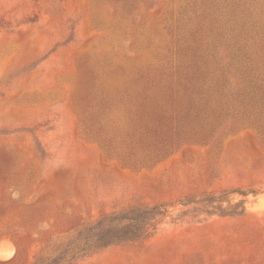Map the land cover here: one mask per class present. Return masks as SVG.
<instances>
[{
	"label": "rangeland",
	"instance_id": "374dc122",
	"mask_svg": "<svg viewBox=\"0 0 264 264\" xmlns=\"http://www.w3.org/2000/svg\"><path fill=\"white\" fill-rule=\"evenodd\" d=\"M154 203L81 264H264V0H0V264Z\"/></svg>",
	"mask_w": 264,
	"mask_h": 264
},
{
	"label": "trees",
	"instance_id": "16d2710c",
	"mask_svg": "<svg viewBox=\"0 0 264 264\" xmlns=\"http://www.w3.org/2000/svg\"><path fill=\"white\" fill-rule=\"evenodd\" d=\"M225 195H205L200 200L189 198L182 205H196L191 210L195 213L243 214L244 207L237 212L228 211L222 204L216 205ZM170 207L172 205L168 203L136 204L105 214L96 221L79 226L66 238L50 243L33 264H81L87 257L107 248L146 241L171 217Z\"/></svg>",
	"mask_w": 264,
	"mask_h": 264
},
{
	"label": "bare ground",
	"instance_id": "6f19581e",
	"mask_svg": "<svg viewBox=\"0 0 264 264\" xmlns=\"http://www.w3.org/2000/svg\"><path fill=\"white\" fill-rule=\"evenodd\" d=\"M8 255L6 254V253H4V252H0V257H2V258H6ZM9 257V256H8ZM7 257V258H8Z\"/></svg>",
	"mask_w": 264,
	"mask_h": 264
}]
</instances>
